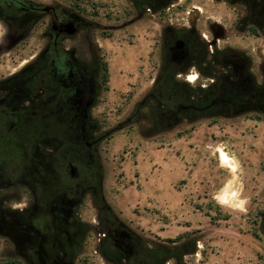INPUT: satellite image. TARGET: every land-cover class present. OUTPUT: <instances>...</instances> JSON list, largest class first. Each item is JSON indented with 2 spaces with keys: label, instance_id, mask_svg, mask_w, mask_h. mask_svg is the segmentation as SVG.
<instances>
[{
  "label": "flooded vegetation",
  "instance_id": "af4514ba",
  "mask_svg": "<svg viewBox=\"0 0 264 264\" xmlns=\"http://www.w3.org/2000/svg\"><path fill=\"white\" fill-rule=\"evenodd\" d=\"M178 1L126 0L124 27L160 17L155 61L149 85L131 111L104 128L93 110L107 91L102 41L109 25L76 0H0V23L17 39L11 51L18 52L16 66L0 73L4 264H91L95 259L97 264H174L171 243L141 235L105 201L102 143L134 124L157 133L182 122L264 114V60L257 82L247 54L219 43V25L189 11L168 12ZM229 1L258 4L248 6L249 15L264 23V0ZM156 3L167 6L155 10ZM34 30L36 51L28 55ZM237 95L247 101L238 103ZM87 208L92 221L84 216ZM261 218L264 228V213Z\"/></svg>",
  "mask_w": 264,
  "mask_h": 264
},
{
  "label": "rangeland",
  "instance_id": "374dc122",
  "mask_svg": "<svg viewBox=\"0 0 264 264\" xmlns=\"http://www.w3.org/2000/svg\"><path fill=\"white\" fill-rule=\"evenodd\" d=\"M76 1L109 25L102 41L107 91L93 113L104 128L111 127L131 111L149 85L160 17H143L124 27L130 7L126 0ZM188 11L219 25V43L245 52L254 80H262L264 28H246L244 22L252 21L245 4L181 0L168 12ZM36 37L34 30L28 55L36 51ZM16 44L0 23V73L16 66L18 52L11 51ZM220 150L229 156L228 163L221 161ZM101 162L103 194L113 213L141 235L165 243L194 239L195 250L183 256L185 264H264V114L182 122L157 133L127 126L102 143ZM84 214L88 220L94 218L90 208ZM93 249L94 244L89 251Z\"/></svg>",
  "mask_w": 264,
  "mask_h": 264
},
{
  "label": "trees",
  "instance_id": "16d2710c",
  "mask_svg": "<svg viewBox=\"0 0 264 264\" xmlns=\"http://www.w3.org/2000/svg\"><path fill=\"white\" fill-rule=\"evenodd\" d=\"M165 4H160V3H156L155 5H153L152 7L155 8V10H160L163 8ZM246 5V4H245ZM144 8H146L147 5H142ZM248 8V12H249V8L248 6H254L255 8H258V4H253V5H246ZM143 8V9H144ZM250 16V15H249ZM249 19H251V23L248 22H244L246 24V28H250L251 31H255V26L258 27H263L264 28V23H262L260 20H256L254 18H252L251 16L249 17ZM243 96L241 95H237V101L238 103H245L247 100L245 98H242ZM153 133V132H152ZM170 245V250H171V256L174 259V264H185L184 260H183V256L186 254H191L194 252L195 250V240L194 239H183L180 240L179 242L173 243V241ZM166 244H162V246H165ZM167 246V245H166Z\"/></svg>",
  "mask_w": 264,
  "mask_h": 264
},
{
  "label": "bare ground",
  "instance_id": "6f19581e",
  "mask_svg": "<svg viewBox=\"0 0 264 264\" xmlns=\"http://www.w3.org/2000/svg\"><path fill=\"white\" fill-rule=\"evenodd\" d=\"M219 154H220L219 157H220L222 162H224V163H228L229 162L230 158H229V156L227 155V153L225 151L220 150Z\"/></svg>",
  "mask_w": 264,
  "mask_h": 264
}]
</instances>
